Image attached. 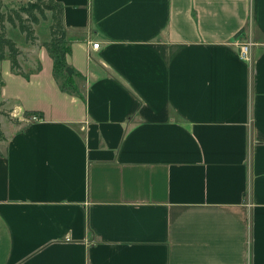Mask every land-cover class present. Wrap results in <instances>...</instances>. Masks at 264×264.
<instances>
[{
  "label": "crops",
  "instance_id": "crops-1",
  "mask_svg": "<svg viewBox=\"0 0 264 264\" xmlns=\"http://www.w3.org/2000/svg\"><path fill=\"white\" fill-rule=\"evenodd\" d=\"M57 1L81 94L51 34L0 60V264H264V0Z\"/></svg>",
  "mask_w": 264,
  "mask_h": 264
},
{
  "label": "trees",
  "instance_id": "trees-1",
  "mask_svg": "<svg viewBox=\"0 0 264 264\" xmlns=\"http://www.w3.org/2000/svg\"><path fill=\"white\" fill-rule=\"evenodd\" d=\"M0 0V60L10 59L12 69L21 71L19 56L22 53L17 41L7 35L5 22L18 28L29 43H36L37 35L35 25L42 20L51 18L50 39L44 42L54 60V76L60 88L69 93L81 94L71 69L67 54L70 51L68 31L64 23L63 4L57 0H27L18 8H11L8 12L1 10ZM73 72V71H72ZM2 71L0 69V86L3 85ZM0 138H4V132L0 123Z\"/></svg>",
  "mask_w": 264,
  "mask_h": 264
},
{
  "label": "rangeland",
  "instance_id": "rangeland-1",
  "mask_svg": "<svg viewBox=\"0 0 264 264\" xmlns=\"http://www.w3.org/2000/svg\"><path fill=\"white\" fill-rule=\"evenodd\" d=\"M27 0H2L1 1V10L8 12L11 8H18L20 5L26 3ZM51 18L49 17L46 20H42L40 24L35 25V33L38 32L41 38H48L51 34L50 25ZM7 35L13 38L15 41L23 43L25 40V35L18 29L14 28L10 23L5 22ZM37 35V34H36ZM9 109L7 106L0 101V118L4 119L9 117Z\"/></svg>",
  "mask_w": 264,
  "mask_h": 264
},
{
  "label": "built area",
  "instance_id": "built-area-1",
  "mask_svg": "<svg viewBox=\"0 0 264 264\" xmlns=\"http://www.w3.org/2000/svg\"><path fill=\"white\" fill-rule=\"evenodd\" d=\"M253 42L251 40L242 42L239 44V50H240V55L243 59L248 60V61H252V56H251V48L253 46ZM92 47L94 49H98L100 47V42H94L92 44ZM34 119L39 120L38 116H35Z\"/></svg>",
  "mask_w": 264,
  "mask_h": 264
},
{
  "label": "water",
  "instance_id": "water-1",
  "mask_svg": "<svg viewBox=\"0 0 264 264\" xmlns=\"http://www.w3.org/2000/svg\"><path fill=\"white\" fill-rule=\"evenodd\" d=\"M70 73H72V69L69 68Z\"/></svg>",
  "mask_w": 264,
  "mask_h": 264
}]
</instances>
